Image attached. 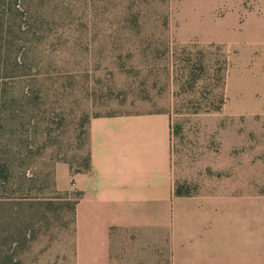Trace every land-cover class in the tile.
I'll return each mask as SVG.
<instances>
[{"label": "rangeland", "instance_id": "obj_1", "mask_svg": "<svg viewBox=\"0 0 264 264\" xmlns=\"http://www.w3.org/2000/svg\"><path fill=\"white\" fill-rule=\"evenodd\" d=\"M207 1L18 0L21 26L0 42V156L25 182L2 197L12 201L1 211L10 260L76 264V195L57 189L56 169L89 172L94 117L169 113L184 196L228 194L245 181L264 190V113L247 114L264 108V21ZM140 257L129 250L115 263ZM147 259L169 264L164 252Z\"/></svg>", "mask_w": 264, "mask_h": 264}, {"label": "crops", "instance_id": "obj_2", "mask_svg": "<svg viewBox=\"0 0 264 264\" xmlns=\"http://www.w3.org/2000/svg\"><path fill=\"white\" fill-rule=\"evenodd\" d=\"M211 1L264 21V0H254L253 9L245 0ZM172 136L167 112L91 119V170L56 169L60 192L83 193L75 208L76 264H116L129 250L142 264H156L148 256L163 252L169 264H264V190L245 181L228 194L176 195Z\"/></svg>", "mask_w": 264, "mask_h": 264}, {"label": "trees", "instance_id": "obj_3", "mask_svg": "<svg viewBox=\"0 0 264 264\" xmlns=\"http://www.w3.org/2000/svg\"><path fill=\"white\" fill-rule=\"evenodd\" d=\"M18 0H0V42H3L5 39L6 33L11 30L8 28H11L13 26H21L19 24V20H21L24 16V13L20 11V6L17 4ZM202 73L195 74L196 76H193L195 80H199L203 74H205L207 68L206 65L202 62ZM227 62H225V67H221L218 70V76H219V83L221 85V89L223 90L227 85ZM91 122V121H90ZM89 137H90V124H89ZM89 171L91 170V151L90 156L88 159L87 167ZM72 173H84L82 171H74L71 167ZM16 172L13 170L12 163L7 159V157H1L0 156V264H9V261L11 264H19L20 262L17 260L15 263V260L11 259L6 255L5 247L7 244H5L6 240L9 241L7 237H5L4 232L2 230V224L1 222L4 220V213L2 211V208L12 204V201H9V199H3L4 198H10L6 197L4 195V192H7V190L10 188H13V186H17L18 192L24 191L23 184L24 179H20L16 174ZM56 185V181H55ZM76 195V201L74 204V221H75V208L76 204L81 200L83 193L79 191H74ZM23 195V194H22ZM176 195L178 196H184L181 192H176ZM31 199H21V203L19 205L27 204V202H30ZM15 202V201H14ZM30 204V203H29ZM31 205V204H30ZM11 219V217L9 216Z\"/></svg>", "mask_w": 264, "mask_h": 264}]
</instances>
